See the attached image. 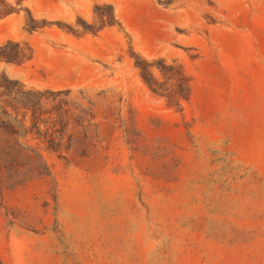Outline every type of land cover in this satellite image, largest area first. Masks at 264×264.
Masks as SVG:
<instances>
[{
    "label": "rangeland",
    "instance_id": "rangeland-1",
    "mask_svg": "<svg viewBox=\"0 0 264 264\" xmlns=\"http://www.w3.org/2000/svg\"><path fill=\"white\" fill-rule=\"evenodd\" d=\"M8 42L50 92L2 104L0 264H264V0H0ZM133 55L180 66L179 110Z\"/></svg>",
    "mask_w": 264,
    "mask_h": 264
},
{
    "label": "trees",
    "instance_id": "trees-1",
    "mask_svg": "<svg viewBox=\"0 0 264 264\" xmlns=\"http://www.w3.org/2000/svg\"><path fill=\"white\" fill-rule=\"evenodd\" d=\"M82 27L90 32H96L99 28L93 29L85 23H81ZM106 25L114 24V20H107ZM0 58L7 62H13L20 64L23 61L30 58V55H25L24 52L19 48L18 44H13L8 42L0 46ZM134 65L139 71L140 77L146 86L158 95H164L168 99V103L173 105L176 109H180V102L177 99H171L166 93L164 88V82L158 81L152 74V67L156 66L162 75L166 72H170V76L173 80L174 94L181 100H187L189 96V83L188 78L183 73L180 66L175 65H165L161 60L148 61L141 56L133 55ZM50 92L48 90H35L32 88H27L17 80H11L0 77V128L4 129L7 133H14L16 128V121L11 120V114L4 109L2 104L9 106L11 109L24 108L25 110H30L32 113L36 110L38 106V101L43 93ZM3 96V97H2ZM18 128L21 129L22 134H26V127L22 122H18ZM56 151V149H51ZM36 157L41 159L39 151H34ZM18 154L15 153L10 146L0 150V164L2 161H13L18 160Z\"/></svg>",
    "mask_w": 264,
    "mask_h": 264
}]
</instances>
